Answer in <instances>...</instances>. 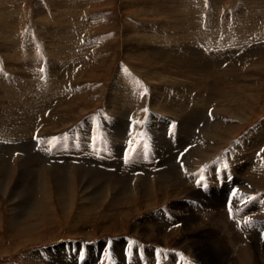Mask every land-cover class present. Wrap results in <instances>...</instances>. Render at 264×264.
Listing matches in <instances>:
<instances>
[{
  "label": "bare ground",
  "instance_id": "obj_1",
  "mask_svg": "<svg viewBox=\"0 0 264 264\" xmlns=\"http://www.w3.org/2000/svg\"><path fill=\"white\" fill-rule=\"evenodd\" d=\"M47 1L49 2L50 6L52 2L54 5L58 2V0ZM211 1L213 3H217L216 0ZM238 2H240V0ZM241 2L243 3L244 0ZM256 2V4H259L258 1ZM144 3H146V6H143L144 12L138 11V16L134 17L136 22H126L123 27L122 35L115 37L112 39V41L107 43L110 45L113 42L119 40L122 41V50L125 59L127 60V64L124 63L123 66H119V73L116 72L117 76L116 78L112 79L113 81L111 86L107 88V92L104 93V89L102 90V97L105 94L104 98L107 101L106 108L109 111L117 114V116L110 120L111 127L108 131L104 130L101 132V128L97 127L95 124L96 122L92 123V121L89 122L87 125L88 128H86L89 131L93 130L90 131L91 141L93 138H99L100 133H103V136L107 139V141H100L105 149V153L100 155L105 156L106 161L108 160L107 163L98 164L100 160L90 157L91 159L96 160L93 162H88L89 159H84L85 165L87 164L88 166V168L85 169L82 168L83 165H81V167L78 166L80 164L79 162L82 161L78 160V167L73 168L70 171L71 174H69L71 176H67L69 171L66 169L62 171L60 167V170L52 169L51 167H47L45 165L46 162H43L41 165V161L45 157L38 158V160L33 157V159L39 161V164L36 165L29 161H22L23 159L20 158H27L28 156L26 155L24 157L23 151L26 152L25 154H29L37 147V149L41 152V146H38V144H32V138L42 135L46 139H49V129H52V125L50 124V126H48L45 122V118L47 117V114H49L50 108L54 114L50 112L51 116H49V119L53 122L61 123L70 117L71 114L69 112H71V110L76 107H74L75 104H68L63 107V104L66 100L65 95H67L66 91L67 89H72V94L77 93V90L81 89L79 88L81 85H79L77 81H79L82 76L69 75V81L72 80L71 82L73 83L70 85H68L67 78L64 80L61 78L62 81L58 83L57 87H51L49 90H45V88L50 84V81L48 80L49 71H46L45 66H41L38 69V72H35L36 78L38 80H33L35 79L33 78L29 82L30 84L45 86L44 88H40L41 93L38 95V97L41 98L43 102L50 101L48 105L45 106L42 114L39 115L34 114L31 111L32 100L30 99L28 88L26 87L28 85V81L24 78V76H21V79L15 77L20 82L17 87L24 88L22 90H17L15 88L14 92L11 89L9 90V88L4 89V87H2V81L4 78L0 71V102L3 101L2 98L4 92L5 96L10 100V103H8V100L0 103V105H3L0 106V188L4 191H8L13 183H15V188L11 193V205H15V201L17 199L13 196L17 195V197H20V205L26 208V212H28L27 210H29L31 206V208H33V205H37L39 203V209L42 210L41 212H38L40 215L45 216L44 213L48 214L50 212L51 214H54V216L51 215V217H57L55 216L57 215L55 212V207L57 205L55 206V202L53 203L52 201L53 197H51L53 187L51 188L49 183L52 181L59 196L61 212L67 217L70 212L74 211V203L76 199L75 196L77 194L76 187L78 185L77 177H79V183L81 182L86 184L83 194L85 193L86 195L89 191L91 192V196H88L87 198L89 201L92 198L107 196L109 191L114 192V194L117 196V199L124 197L126 193L132 194V196L134 194L142 193L141 198L142 201H144L146 208H155L158 206L157 198L159 197V193L163 197L162 202L166 204V202L169 201V197L181 198L182 195L185 194L186 190L189 191V188L194 185H201V182H203L204 179L210 180L208 182H214L218 185H222V181L226 183L231 176L235 175L236 179L232 185L234 183L240 185L242 182L247 181L242 177L250 176L249 178H256L254 181L257 184L261 182L262 184L260 185L262 187L264 186V161L258 162V160H255V158H258V155H260V147L264 148V122H262L259 127L257 126L254 128V130H251L249 133H247L246 136L241 137L240 134L245 130L246 125L251 124L252 122L254 123V119H258V117H255L258 115V107H261V111H264V105H261V101L264 102V98L262 99L263 96L258 97L260 95L258 94L259 78L263 81V83H261L262 87L264 86V66L262 64L264 62V57L262 56L264 53V20L261 19V13H259V11H257L255 8L253 12H244L243 14H240L239 17L226 15V13L219 14L217 17H215L212 12L213 7L208 8V10L201 7V11H198L197 9L199 14L198 17V14H196V11L194 12V9L188 11V8H186L187 11L185 14L183 10L173 9L174 7H172L167 0H144ZM60 4L61 2L59 1V5L53 7L54 15L51 14L52 17L47 15L46 10L40 6V10L38 9L36 11L34 21L35 23L36 21L39 22L37 23L38 25L36 27L33 25V32H40V34L43 35L42 37H45L46 35L56 37L54 40H52L50 37L52 45L48 47L49 52L54 54L53 58H57L58 56H66L68 58L70 57V64L77 60L78 54L85 49H78L74 46L79 42L78 37L73 33L72 28L68 26L67 20L66 22L65 19H60L57 17V11L63 9H59L61 6ZM147 4L150 5L149 7L153 12L151 15L146 13L148 11ZM217 12H219V10ZM257 14L258 17L256 16ZM60 15L61 14H59V16ZM141 16H149L148 18H151L150 20L152 21L144 23V20H142ZM245 16H248L249 20L238 19L244 18ZM37 18H40V20ZM258 19L263 21L260 22ZM52 26H54L53 28H56L53 29L51 28ZM239 30H244L250 34V36H243L242 43L246 42L245 47H241L242 43L238 39L233 38L232 40L231 37L226 36L228 34L231 35L233 32H237ZM193 35H199L201 39H207L210 37L219 38L220 36L226 37L224 38L225 42L222 43V45H209L211 48L214 47L215 50H207L205 53L208 56H206L204 53L201 54V52L193 48L192 45L187 44L188 41L193 42ZM254 37L255 40H253ZM101 38V36L97 37V39ZM6 39L7 38H4V35H1L0 33V42H5L7 45L8 40ZM91 39L92 38H89L88 40ZM97 39L95 38V40L98 42ZM15 41L16 40L13 42L11 41V43H13L12 47L0 45L1 50L2 48L5 49V52H3V50V54L0 55V60H3L2 65L5 66L8 72L13 74L14 70H12L10 66L12 67L14 60H16L19 63L18 67L20 72H28L29 70L32 71V60H40L41 56L44 54H39V56L34 55L37 46L36 44H34L36 45L34 48H31L28 46L26 41L24 42L25 44L21 43V40L20 42L18 41L19 43H16ZM42 44L40 45L43 48ZM249 44L253 46H250ZM258 44H260V46H255ZM13 48H15L17 52L13 51ZM102 48L96 50L90 49L88 51L90 55L94 53V56H96L97 59H100L103 54V51H101ZM12 51L19 55L17 59L11 53ZM79 55L81 56L82 54ZM211 56L212 61L208 60ZM91 57L93 56L91 55ZM227 62H229V65L224 69L222 66ZM40 70L42 71L39 73ZM248 74L253 75L245 78L244 80L243 76L246 77ZM65 75L66 74L64 73L63 76ZM86 89H88L87 86ZM84 90L85 88L81 92H84ZM57 96L60 100H63V102L59 105H56L57 100L55 99ZM102 97L100 95L99 98L101 99ZM14 107L16 108L13 109ZM147 107L153 113L158 112L161 114V116L152 114L149 122V128L147 130V135L151 140L150 143L152 145L151 154L157 155L155 156L157 159L162 158L161 164H154L151 162V160H148V158H143L142 164H136V166L130 165L131 163L129 165L125 163L126 166H123V164L121 165L122 162L119 165L116 160L119 159L118 155L121 149L124 147L125 142L128 140L132 141V143H137L139 137L144 133L141 129L142 123L137 121L133 124L134 132L130 134L128 129H130L132 124L128 122V117H130V114L133 111H142ZM210 112L211 115H214L215 121L209 125L210 130L208 131V140L204 141L201 139L198 146L194 148V150L191 149L189 152L187 151L188 164L186 163V166L179 165L182 170H184V175H186L187 178L185 177V181L178 180V176L180 175H176L178 174L177 172L172 173L168 170V173L167 171H164L165 168L171 169L173 165L176 166L174 163L175 158L170 157L166 159V155L172 154L176 149H185L187 145H189V141L193 137V133L198 124L205 120L207 114ZM171 120L179 122L178 126L176 127L178 138H176V141L174 142H172V139L167 138L168 133H170L169 125ZM170 130L172 132L171 128ZM173 130L175 131V129ZM80 137H82V132L80 133ZM219 141L222 143L219 144ZM227 144L234 146L233 148L235 150L233 149L234 152L231 150L232 153L226 156H221L220 153H222L223 147ZM219 156L221 157L217 160ZM12 160H15V162H10ZM259 160L261 159L259 158ZM67 161L73 162L74 160L69 159ZM222 163H225L226 165H222ZM260 164L263 166L260 167L262 170L258 175V171L260 172V170H258ZM203 165L208 166L206 167L207 171L203 170L201 172L199 168L203 167ZM222 166L227 167L225 169L226 171L224 168H222ZM195 172L197 174L194 176L193 174ZM20 174H22L21 177ZM16 175L18 179H15V182H13V179ZM152 175L157 176V179L150 180L148 177ZM259 177L260 181H258ZM45 179L50 180H48L49 185L45 182ZM134 182L136 183L133 184ZM189 182L191 183V186L189 185ZM38 183L39 185L36 190L39 192V199H37V196L34 195L33 192V187ZM48 186L51 188V190ZM234 187L235 186L233 185V187L230 188V186L226 184L221 190H213L211 197H213L214 203L209 197V199H207L205 196L203 202H205L206 199L209 201L210 205H205L203 203L204 208L191 203H188L187 205L182 204L183 207L178 208L181 209V214L188 212L190 214L189 218L192 219V221H200L201 219V222L204 221L208 223L214 219V212L211 206H222L227 198V193ZM239 193L240 196L237 194V196H239V198L236 197L237 199H252L242 192ZM1 200L2 199L0 198V205ZM20 205L19 207H21ZM252 205L254 206V203ZM111 206H113V203H110L107 209H105L108 215ZM19 207L16 209L14 206L10 211L9 224L12 229L17 228V225L19 226L21 219L25 217L23 216L24 213L22 212L18 214ZM112 208H114V206ZM80 211L78 214H76V224L78 219H82L83 213ZM221 213L224 214L223 212ZM198 215H201L202 218L199 219ZM2 217L3 213L0 212V224H5ZM154 217L156 223L155 225H151L152 227L154 226L153 228H166L176 224V221L172 218L169 217V219H167V215L164 212H161ZM50 220L52 219L50 218ZM179 220L185 221L184 217L181 219L179 218ZM87 221L88 220L85 222ZM220 222V225H222L223 222L225 224V220ZM229 222L230 221H228V223ZM200 223H197L198 226L195 227L196 229L201 227ZM149 225L150 223H148V226ZM138 227L142 228L145 226L138 224ZM1 228L2 227L0 225V229ZM261 228L264 231V227ZM147 230H149V228ZM179 230H176V232ZM198 231H200V229ZM229 231H227V233ZM198 233L199 232L194 229L192 232L189 229L185 238L187 237L186 239H188L190 237L194 240L195 238H199ZM262 233L258 234V240L260 239V236H262ZM228 234L226 235L228 236ZM149 237L153 238V234L151 232ZM219 238L220 237H218V239ZM255 239L257 240L256 237ZM205 240L207 239L203 238V241L200 239V242L208 245V243L204 242ZM220 240L221 242L225 241V239L222 237ZM164 241L166 242V240ZM214 243L217 244V242ZM204 248L205 247H201L197 249L199 259H202L200 261L204 264H224L226 257H228L227 254H225V250L222 248L218 249L217 246L214 247L215 251L211 250V252H207ZM235 253L237 256L235 257L238 259L237 264H255L256 262L254 257L255 254L252 255L250 249L240 248ZM228 259L230 262H232L230 258Z\"/></svg>",
  "mask_w": 264,
  "mask_h": 264
},
{
  "label": "rangeland",
  "instance_id": "obj_2",
  "mask_svg": "<svg viewBox=\"0 0 264 264\" xmlns=\"http://www.w3.org/2000/svg\"><path fill=\"white\" fill-rule=\"evenodd\" d=\"M59 1L61 2L60 5L62 6V7L60 6L59 9L60 8L63 9L57 11L58 12L56 13L57 17L60 19L61 18L65 19V21L67 20L68 26L72 28L73 33L78 37L79 42L74 46L78 49L80 48L85 49L79 53L82 55L80 56L78 54L77 60H75L70 64H69V62L71 61L70 57L68 58L66 56H61V57L58 56L57 58H53L54 54L49 52L48 47L52 45L51 39L54 40V38L56 37H52L49 35L42 37L43 35L40 34V32L37 31L33 32L34 31L33 25H35L36 27L38 25L37 23L39 22L36 21L35 23L34 21H35L36 11L39 8H41L40 6H42L43 9L46 10L47 15H50V17H52L51 14L54 13L53 7L58 6ZM167 1L168 3H170L172 7H174L173 9L183 10L185 14L187 10L189 11L194 9V12L196 11V14H198V11H201L202 9L201 7L206 8L207 10L208 8L213 7L212 12L215 15V17L223 13L224 14L226 13V15H231V16L233 15L239 17L240 14H243L244 12H248V11L251 13L256 8V10L259 11V13H261V19L264 20V11H263L264 0H255V1L244 0L243 3L241 2L242 0H240V2H238L239 0H216L217 3H213L211 0H178L179 2L177 0H167ZM246 1L248 2V5ZM256 1H258L259 4H256L257 3ZM145 4L146 3H144V0H58V2L55 5L52 2L50 6L47 0H0V33L1 35H4V38L5 37L7 38L6 40H8L7 45L5 44V42H0V45H6L12 47L13 43H11V41L13 42L14 40H16L15 42L19 43L21 40V43L23 44H25L24 42L26 41L28 46H30L31 48H34V46L37 45L34 53L35 56H39V54L41 55L44 54L41 56L40 60L39 59L32 60V65H31L32 71L29 70L28 72H20V69L18 67L19 63L16 60H14L13 66L12 67L10 66V68L14 70V73L12 74L8 72L5 66L2 65L3 60H0V66H1L0 71L4 78V80L2 81V87H4V89L9 88V90L11 89L14 92H15V88L17 90H22L24 87H17L20 84V82L16 78L21 79V76H24V78L28 81V85L26 87L28 88L30 99L32 100L31 111L34 114L41 115L42 112L44 111L45 106L48 105V103L50 102V101L43 102L42 99L38 97V95L41 93L40 88L41 87L44 88L45 86L29 83L33 78H35L33 80L36 81L38 80L36 78L35 72L36 71L38 72V69L41 66H45L46 71L47 70L49 71L48 80L50 81V84L48 85V87L45 88V90H49L51 87H57L58 83H60L65 78L68 79V85L73 84L71 82L72 80L69 81L70 76H82V78H80L79 81H77V83L81 85V87L79 86V88L81 89H78L77 93L72 94V89L71 90L67 89L66 91L67 95L65 96L67 101L65 100V103L67 104L64 103L63 107H65L68 104L69 105L75 104L74 107H76L73 108L71 112H69L71 114L70 117H68L61 123L53 122L52 120L49 119V116H51L50 112H52V109L50 108L49 114H47V117L45 118L46 124L48 126H50V124L52 125V129H49V139H46L42 135H40L42 137L38 136L32 138L31 141L32 144L34 145L38 144V146L40 145L41 152L37 149V147L34 150H32L31 153L29 154L28 153L25 154L26 152L23 151L24 157L26 155H28L29 157L27 156V158H20L23 159L22 161H29L36 165L39 164V161H37L38 158L45 157L44 159H42L41 165L43 162H46L45 165L47 167H51L52 169L60 170L61 168V171L66 169L69 171L67 173V176H71L70 171L78 166L81 167V165H83L82 168L87 169L88 166L87 164L85 165L84 159H89V161L87 160L88 162L91 161L93 162L96 159H98L100 160V162L96 161L98 162V164L108 162V160L106 161L105 156L100 155L105 153L104 146H102L103 144L100 141L101 140L107 141V139L103 136V133H100L99 138L97 139L93 138V140L91 141L90 131L93 130L89 131L86 128H88L87 125L89 124V122L92 121V123L96 122L95 123L96 126L101 128V132H103L104 130L108 131L111 127L110 120L114 119L117 116V114L113 113L112 111H109L106 108L107 101L104 98L105 94L103 97L102 94L103 91L104 93L107 92L108 90L107 88L111 86V83L113 81L112 79L116 78L117 76L116 72L119 73L118 70L119 66L120 67L123 66L124 63L127 64L126 62L127 60L125 59L122 50L123 49L122 41L119 40L116 41L117 43L113 42L110 45H108L107 43L112 41V39H114L115 37L122 35L123 27L126 22L129 21L136 22L134 20V17L138 16V11L144 12L143 8L146 6ZM149 6L150 5H148V11L146 13L151 15L153 12ZM186 8L188 9L186 10ZM217 9L219 10V12H217L218 11ZM59 14L61 15L59 16ZM256 16L258 17V14ZM148 17L149 16H144V17L141 16L142 20H144V23H148L152 21L150 20L151 18ZM37 19L40 20V18ZM238 19H242V20L248 19V16ZM261 19L258 20L262 22L263 20ZM53 27L54 26H52L51 28ZM98 36H101L102 38L97 39ZM226 36L231 37L232 40L233 38L238 39L242 43L243 36H250V34H248L244 30H239L237 32H233L231 35L228 34ZM226 36L224 37L220 36L219 38L210 37L207 39H201L199 35L197 36L193 35L192 36L193 38L191 37L193 42L188 41L187 44L192 45V47L198 50L199 52H201V54L204 53L206 55L205 52H207V50L209 51L215 50L214 47L211 48L209 45L212 46L222 45V43L225 42L224 38ZM94 37L98 40V42L95 40ZM89 38L92 39L88 40ZM253 40H255V37L253 38ZM40 44L43 45V48ZM245 44L246 42L242 43L241 47H245ZM161 45H166V44H161ZM249 45L253 46L251 44ZM255 46H260V44ZM101 48L103 54L100 59H97L96 56H94V53L91 54L93 56L91 57L88 50L90 49L96 50ZM12 50L17 52L15 48H13ZM2 51L5 52V49L3 48L2 50L0 49L1 52L0 55L3 54ZM13 51L11 53L17 59L19 55H17V53ZM262 56L264 57V53L262 54ZM208 60L212 61V56ZM258 61H259V57H258ZM262 64L264 66V62ZM228 65L229 62L223 64L222 67L225 69L226 66ZM41 71L42 70H40L39 73ZM64 73L66 74L65 76H63ZM252 75L253 74L251 75L248 74L246 77L243 76V79L245 80V78ZM261 83H263V81L262 79L259 78L258 94L260 95L258 97L263 96L262 97L263 99L264 95L262 94H264V86L262 87ZM86 86L88 87V89H86ZM84 88H85L84 92H81L83 91ZM100 95L102 97L101 99L99 98ZM2 100L3 101L1 102L8 100V103H10V100L5 96V92L3 94ZM55 100H57L56 105H59L63 102V100H60L58 96ZM261 105H264L263 101H261ZM0 106L3 105L1 104ZM15 108L16 107H14L13 109ZM144 110L145 109H143L142 111L139 110H136V112L133 111L130 114V117H128V122L132 124L130 126V129H128L130 134L134 132L133 124L137 121L142 123L141 129L144 133L139 137L137 143L135 142L132 143V141H128V140L125 142L124 147L121 149L118 155L119 159L116 160V162L119 165L122 162L121 165L123 164V166L125 165V163L127 165L131 163L130 165L136 166V164L137 165L142 164L143 158H148V160H151V162H153L154 164H158V165L161 164L162 158L157 159L155 157L157 155L151 154V148H152L151 147L152 145L150 143L151 140L148 138L147 135L148 134L147 130L149 128V122L152 117V114H155L156 116L159 115L161 116V114H159L158 112L153 113L148 107L146 108V111ZM257 112L258 115L255 117H258V119H254V123L252 122L251 124L245 126V130L242 131V133H240L241 137L246 136L247 133H249L251 130H254L255 127L257 126L259 127V125L262 122H264V111L263 110L261 111V107H258ZM214 121H215L214 115H211V112L208 113L206 119L201 121L196 127L193 133L194 135L189 141V145H187L185 149H176L172 154L166 155V159L170 157L175 158L174 163L176 164V166L173 165L174 167L172 166L171 169L165 168L164 171H167L168 173L169 171H171L172 173L177 172L178 174L176 175H180L178 176V180L185 181L187 176L184 175V170H182L180 166H186V163L188 164V158H187L188 152L191 149L194 150V148L198 146L199 141L201 139H203L204 141L208 140L207 138L208 131L210 130L209 125H211ZM178 124H179L178 121L171 120V123L169 125L170 133H168L167 138L172 139V142L176 141V138H178L176 131V127L178 126ZM170 128L172 129V132ZM173 129H175V131ZM81 132H82V137H80ZM220 143L222 142L219 141V144ZM233 147L234 146H232L231 144L225 145L223 147L222 153H220L221 156H226L234 152L235 149ZM231 150L233 151L231 152ZM260 150H261L259 152L260 155H258V158L256 157L255 160L256 161L258 160V162L261 161L263 162L264 148L260 147ZM221 156H219L217 160ZM33 157H35L37 160L33 159ZM90 157L96 159L93 160ZM67 158L72 159L74 161L68 162L67 160L69 159ZM259 158L261 160H259ZM78 160H82V161L79 162ZM59 161L60 162L64 161V162L60 163ZM10 162H15V160H12ZM222 165H226V164L222 163ZM262 166L263 165L260 164L258 168V170H260V172L258 171V175L261 173L262 168L260 167ZM203 167L199 168L200 171L201 172L203 170L207 171L206 167L208 166L203 165ZM222 168H224L225 170L227 167L222 166ZM196 174L197 173L195 172L193 175L195 176ZM21 176L22 174H20V177ZM249 177L250 176L242 177L247 181L242 182L240 185L237 183L233 184L235 187L234 189H230L229 192L227 193V198L223 203L224 206L223 205L220 207L213 205L211 206L214 212L213 215L214 219L210 221L211 223L210 222L207 223L204 221L201 222L200 219L202 218L201 215H198L200 221L199 220H195L196 222L192 221V219L189 218L190 214L188 212L181 214L180 212L181 209L179 208L183 207L182 204L187 205L188 203L194 204L196 206L198 205L200 207H203V203L205 205L206 204L210 205L209 201H207L206 199L205 202H203L205 196L207 197V199L210 198V200L214 203L213 197H211L212 191L216 189L221 190L223 186H225L226 184L229 185L230 188H232L233 187L232 183L236 179L235 175L231 176L226 183L222 181L221 182L222 185H218L214 182H208L210 180L204 179V181L201 182V185L200 184L194 185L189 188V191L186 190L185 194L182 195L181 198L169 197L168 199L169 201L166 202V204L162 202L163 197L159 193V197L157 198L158 206H156L155 208L145 207V203L144 201H142L141 198L142 193H138L139 195L134 194L133 196L132 194L126 193L124 197L117 199L116 198L117 196L114 194V192L109 191L108 194L109 196L108 195L100 196L97 198H92L89 201L87 198L88 196H91V192L89 191L90 193L88 192L86 195L85 193L83 194V190L86 188V184L81 182L79 183V177H77L78 185L76 187L77 194L75 196L76 199L74 203V211L70 212L67 217L66 215L64 216V214L61 212L59 196L57 190L54 187V183L52 181L49 182L50 180L48 179L49 180L48 181L46 180L47 179L46 178L45 182L46 183L49 182L51 185L50 187L51 188L53 187L52 188L53 194L51 193V197H53L52 201L53 203L55 202V206L57 205L55 207V212L57 214L55 216L57 217L54 218L51 217V215L54 216V214H51L50 212L48 214L44 213L46 217L44 215L43 216L40 215V213L38 212H41L42 210L39 209L40 208L39 203L37 205H33V208H31L32 207L31 206L30 209L27 210L28 212H26L25 210L26 208L20 205V197L14 195L13 197L18 200L15 201L14 206L16 207V209L19 207V205L21 206L18 209L19 211L18 214L22 212L24 213L23 216H25L23 219H21L19 226L17 225V228L14 229H12L9 224L10 211L11 208L14 207L13 205H11L12 202L11 193L15 188V183H13L12 185L13 187L11 186L9 189L10 191L9 190L4 191L3 189L0 188V196H1L0 198L2 199L0 205L1 207L0 212L3 213L2 219L5 223V224L3 223L0 224L2 227L0 229V264H92V263L93 264H204L203 262L200 261L202 259H199V254L197 249L201 247L202 248L205 247L204 249L207 252H211V250L215 251L214 247L216 246L218 249L219 248L224 249L225 254H227L228 256L226 257L224 264H230V263L237 264L238 259L236 258L237 256L235 255L236 254L235 252L238 251L240 248L250 249L252 255L255 254L254 255L256 261L255 264H264V239H263L264 231L261 228L264 227V186L262 187L260 185L262 184L261 182L257 184L254 181V179L256 180V178L253 177L249 178ZM148 178L150 180H153V179H157V176L152 175L149 176ZM15 179H18L17 175L14 177L13 182H15ZM258 181H260V177L258 178ZM135 183L136 182H134L133 184ZM190 184L191 183L189 182V185ZM38 185L39 183L33 187V192L34 195L37 196V199L40 198L39 192L36 190L38 188ZM50 187L49 189L51 190ZM239 192L248 195L252 199L250 200L247 198L237 199L240 196ZM237 194L239 196H237ZM132 198L135 201H133ZM110 203H113L114 208H112L113 206L110 207L109 215H108L105 209H107ZM253 203L254 206L252 205ZM113 209L115 210V212ZM79 211L83 213L82 219H78L76 221L77 222L76 224L75 223V220L77 219L76 214H78ZM161 212L166 213L167 219H169L170 217L173 220H175L176 224L166 228H156V227L153 228L154 226L152 227L151 225H155L156 223L154 216H156ZM221 212H223L224 214H222ZM182 217H184L185 221L179 220V218L181 219ZM50 218L52 220H50ZM86 220L88 221L85 222ZM224 220H225V224L228 225H225L224 222L222 223V225H220L221 224L220 221H224ZM228 221L230 222L228 223ZM240 222H242V224H240ZM148 223H150L149 226ZM197 223L198 224L200 223L201 226L199 227L200 231H198L199 230L198 228H197L198 230L195 228L198 226ZM138 224L145 227H142L143 229L139 228ZM147 227L149 228V230H147L148 229ZM189 229L191 230V232L193 229L199 232L198 233L199 238H195L193 240L189 237L188 238L189 241H188V239H186L187 237L185 238V236H187L186 234L187 231H189ZM176 230L179 231L176 232ZM201 230L204 232V234ZM227 231H229L228 232L229 234L231 232L230 234L231 237L227 233ZM150 232L153 234V238L149 237ZM260 233H262L261 234L262 236H260L261 240L259 239L260 240L259 241L258 234ZM226 234H228V236ZM218 237L224 238L225 241L221 242L220 238L218 239ZM255 237L257 238V240L255 239ZM203 238L207 239L204 242L208 243V245L200 242V239H202L203 241ZM164 240H166V242ZM226 240L228 243L226 242ZM214 242H217V244ZM222 246H224L225 248ZM230 254H232L233 256ZM228 258H230L232 262H230Z\"/></svg>",
  "mask_w": 264,
  "mask_h": 264
},
{
  "label": "snow or ice",
  "instance_id": "obj_3",
  "mask_svg": "<svg viewBox=\"0 0 264 264\" xmlns=\"http://www.w3.org/2000/svg\"><path fill=\"white\" fill-rule=\"evenodd\" d=\"M145 111H146V109H145ZM230 211H231V209H230ZM132 243H135V242H132ZM131 246V245H130Z\"/></svg>",
  "mask_w": 264,
  "mask_h": 264
}]
</instances>
